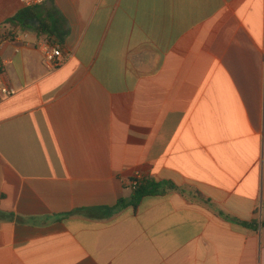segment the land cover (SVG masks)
Wrapping results in <instances>:
<instances>
[{
    "label": "crops",
    "instance_id": "1",
    "mask_svg": "<svg viewBox=\"0 0 264 264\" xmlns=\"http://www.w3.org/2000/svg\"><path fill=\"white\" fill-rule=\"evenodd\" d=\"M35 8L66 36L0 50V264H264V0ZM135 173L180 191L134 209Z\"/></svg>",
    "mask_w": 264,
    "mask_h": 264
},
{
    "label": "trees",
    "instance_id": "2",
    "mask_svg": "<svg viewBox=\"0 0 264 264\" xmlns=\"http://www.w3.org/2000/svg\"><path fill=\"white\" fill-rule=\"evenodd\" d=\"M36 20L39 25L33 28V21ZM7 24L13 30L19 29L25 31V29L33 28L38 36L47 38L49 41L54 38L58 40L60 44L66 36L60 30L61 21L52 12H46L44 17H38L36 8H25L10 19ZM180 191L171 182H156L152 179H144L132 190L130 205L132 208H136L140 201L144 197L148 196H164L168 191ZM195 198H199V194H194ZM120 203H118L119 205ZM117 206H115L116 208ZM220 216L223 214L220 213ZM241 225L250 230L256 231L258 229V221L244 222ZM264 226V222L261 223Z\"/></svg>",
    "mask_w": 264,
    "mask_h": 264
},
{
    "label": "built area",
    "instance_id": "3",
    "mask_svg": "<svg viewBox=\"0 0 264 264\" xmlns=\"http://www.w3.org/2000/svg\"><path fill=\"white\" fill-rule=\"evenodd\" d=\"M44 0H22L24 8H33L41 5ZM28 33L26 31H20L19 29H11L8 24H4L0 27V50L7 42H17L22 39H26ZM36 48L42 56V62L44 67L53 71L59 68L62 64V52L59 46L52 45L50 41L42 37L37 43ZM1 70V64H0ZM16 95V90L10 84H0V101L10 99ZM143 176L140 173L133 174L129 186L133 190L141 181Z\"/></svg>",
    "mask_w": 264,
    "mask_h": 264
}]
</instances>
